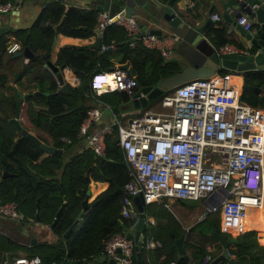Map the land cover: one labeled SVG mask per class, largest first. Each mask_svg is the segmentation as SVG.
I'll return each instance as SVG.
<instances>
[{
  "label": "trees",
  "instance_id": "1",
  "mask_svg": "<svg viewBox=\"0 0 264 264\" xmlns=\"http://www.w3.org/2000/svg\"><path fill=\"white\" fill-rule=\"evenodd\" d=\"M46 11L47 8L43 12L42 19L37 20L35 25L46 23L49 12ZM178 13L187 22H191L193 19V13L189 11L178 10ZM96 20V12L71 7L67 11L65 22L69 23L71 29H76L79 25L85 26L86 30L83 31L85 36L86 33L90 34ZM47 25L52 26L53 23L48 22ZM120 28L114 22L105 28L102 41L115 42L116 49L107 50L105 53L97 55L88 53L89 56L86 55L84 60L88 66L92 64L93 66L90 67L95 69H110L113 65L110 58L112 55H118L119 63L129 60L136 72L134 77L138 82L134 91L141 87L155 86L158 81L170 77L175 72L177 65L170 59H162L156 50L147 49L141 44L130 48L124 41V32L123 34L119 32ZM60 30L62 31V26ZM207 34L215 44H218L216 38L212 36V32L209 31ZM6 41L5 34H2L0 45L4 46ZM226 41L228 40L224 39L219 44L226 43ZM25 44L27 41H23L22 45ZM237 45L242 46L238 42ZM3 51L2 47L0 55ZM74 54L75 52L67 48L60 51V56L63 59L65 57L66 60L63 63L69 64L74 71L84 75L82 71L86 72V70L79 64L82 60H79ZM59 60L62 59L59 58ZM96 61L99 62V67L95 66ZM40 63V55L32 56L29 59L27 71L39 67ZM219 71L223 73L228 70L221 68ZM242 74L244 82L251 87L243 90L240 100L252 106L264 107V67L247 70ZM36 78L40 89L34 96L45 100L48 107L30 118L31 131L42 142L63 151L73 145H79L81 140L85 139L83 135L79 134V125L85 116L86 109L95 103L87 80L84 79L77 86H68L67 90H60L48 72L43 71ZM2 79H4V75L0 73V80ZM171 91L172 86L167 87L146 107L136 111L121 112L117 115H140L144 110L150 109L152 103L156 101L159 103L162 97ZM46 92L48 94H45ZM32 97L33 94H29L27 99L34 100L35 98ZM130 97V93L125 90H115L98 96L101 101L111 107L128 101ZM111 115L114 117L115 114ZM104 116L109 115L104 114ZM14 136L15 128L0 121V202L15 201L22 216L21 221L29 224H33L35 221L36 203H38L40 223L49 225L60 205L64 200L66 201V206L51 228V231L56 235V240L48 241L37 238V241L31 245L30 239L35 235L34 233L30 234L28 243L18 244L27 256L38 255L43 264H87L94 256L104 253L103 241L109 235L121 231L123 225L130 226L136 221L137 214L133 218L126 219L119 213L120 203L124 197L123 186L128 181L129 174L128 165L117 144L118 137L115 130L105 139L106 154L104 157H98L91 149L84 147L80 152L71 154L66 160L63 159V153L53 152H45L47 155L44 158L40 157L37 161L27 155H8L5 153V149ZM34 147L36 146L33 141L25 138L24 148L28 150ZM2 167L8 173L3 179H1ZM91 179L106 182L107 186L89 202L78 223L70 231L69 236L64 239L62 234L81 210V203ZM152 204L154 203L144 206L145 212L148 214V207ZM254 209L258 210L251 212L257 224L256 231H264V212H260L264 210L261 207H254ZM153 214L157 219L156 225L149 224L144 229L155 236L160 242V246L153 250L154 255L150 258L144 256V264L176 262L178 255L173 242L182 234L184 235V255L178 264H197L206 253L207 243H212L215 247L212 251L213 258L222 251L220 243L211 235L214 227L219 229V209L208 213L188 229H182L177 220L162 205H157ZM259 217H262V220ZM168 224L178 226L179 230L176 231L172 226L168 228ZM246 224H251L247 218ZM164 230L165 232L167 230L165 234ZM256 231H244L237 235L238 242L229 246V253L237 260L238 264H264V246L260 244L264 234L258 233L259 243ZM219 232L223 238L230 236L220 230ZM13 243L9 236L0 234V263L7 254L10 257L19 256L18 252L12 250ZM219 262L230 264L227 259ZM100 263L106 264L103 260ZM133 264H139L136 261L135 252L133 253Z\"/></svg>",
  "mask_w": 264,
  "mask_h": 264
},
{
  "label": "built area",
  "instance_id": "2",
  "mask_svg": "<svg viewBox=\"0 0 264 264\" xmlns=\"http://www.w3.org/2000/svg\"><path fill=\"white\" fill-rule=\"evenodd\" d=\"M13 1L21 0L0 1V12L10 10ZM254 6L242 3L235 9V21L245 31L256 30L248 16ZM210 17L214 21L220 20L216 13H211ZM111 18L108 10L98 13L97 29L100 33L112 23ZM113 22L124 28L131 40L157 50L164 60L171 58L174 36L163 37L147 31L142 33L132 15L119 16ZM20 49L21 45L16 41L4 45L8 54ZM115 49V42H104L100 52ZM225 52L247 51L229 44L218 47V55ZM67 69L64 70L66 74L70 72ZM52 75L56 76L53 72ZM235 77L241 78L239 83L232 80ZM103 79L109 80L108 85L105 83L101 89L90 90L95 103L86 109L79 134L85 137V147L98 157H104L105 139L116 131L117 144L129 174L123 186L124 197L119 209L121 217L129 219L136 216L133 196L138 194L142 195L144 205L169 198H203L204 201L209 199L214 202L213 211L219 209L221 232L237 236L246 231L242 230V219L247 207L259 206L264 198V108L240 100L243 75L228 70L186 81L165 94L156 108L151 107L140 115H129L124 119L115 114L110 122L103 119L105 108L111 106L98 96L115 90H125L132 95L138 82L127 69L114 66L96 69L87 84L90 87L93 82ZM79 82L80 77L75 75L70 83ZM19 216L15 201L0 202V217L17 219ZM134 246L133 238L126 237L122 231L112 233L103 241L104 254L119 264H133ZM145 246L155 249L160 242L151 237ZM212 250L209 246L197 264H210ZM0 264L43 263L40 256L33 255L6 256ZM168 264H175V261Z\"/></svg>",
  "mask_w": 264,
  "mask_h": 264
},
{
  "label": "crops",
  "instance_id": "3",
  "mask_svg": "<svg viewBox=\"0 0 264 264\" xmlns=\"http://www.w3.org/2000/svg\"><path fill=\"white\" fill-rule=\"evenodd\" d=\"M106 1L108 2V5L106 6L105 10H108L112 16L122 11L125 6L130 5L133 7L132 16L142 26H145L147 29H160L162 31L161 36L163 37L174 36L172 41V53L170 59L178 60V63H175L177 66H179V63L181 62L186 64V66L191 65L190 63L197 66L199 69H196L193 75L196 79L206 78L220 72L219 70L222 67L216 64L211 58L213 54L218 55L217 51L219 46L229 44L232 46L243 48L242 46L237 45L238 37L242 38L240 30L230 22V17L235 20V9L239 4L244 3L242 2V0H174L175 4L173 3L172 8L173 11L176 12V14H178L181 20L184 22L183 27H173L169 25V23L163 18L165 9L169 5L168 0H21L18 2L13 1V6L10 10L3 13L0 12V28H4L5 30L4 34L7 40L5 43L16 41L21 45V49L14 53L22 52L23 47L28 46L32 55L28 58H25L21 54H8L5 50L0 55V73L4 75V79L0 80V121L2 123H8L4 119H9L13 117L16 108V103L20 99L18 96V92H21L23 94V97L22 102L20 104V114L18 121L23 128H26L29 132L33 133L31 131L32 124L29 121L30 118H33L40 110H45L48 107L45 103V100L34 96L35 93H37L40 89L36 76L41 72H48L55 80L57 88H59L60 90H67L68 86H77L84 79L88 81V78L91 73L94 72L96 69H99L90 67L93 65L90 64L88 66V63L84 62V60L86 59V55L90 52L96 55L105 53L100 52L101 44L104 43L102 41L103 33L95 32V30L97 29V20L95 26L93 27V29H91L90 34L86 33L85 36L83 35V31L86 30L85 26L79 25L76 29H71L69 27V23H66L65 21L67 18V11L71 7L83 8L91 12H96V14L98 15L100 11H104V3ZM211 3L213 4L211 13H216L220 17V20L214 21L210 17L211 21L206 25H203L206 20L205 12ZM46 8V12L49 11L46 23L35 25L37 20L40 21L42 19L43 12ZM178 10L189 11L193 13L192 21L187 22L184 17L180 16ZM248 16L254 22V27L257 28L258 26L255 25L256 19L254 17V14H248ZM48 22L53 23V25H47ZM61 26L62 31L60 30ZM202 26H204V32L202 33V36L196 41H194L195 36H197V34L199 33V28H201ZM140 29L142 30L141 26ZM209 31L212 32V36L216 38L218 44H215L214 41L208 36L207 33ZM119 32L122 34L124 32V41H126L130 48H135L137 44H141L136 40H131L130 38H128L124 28L121 27ZM228 37H230V40H228ZM224 39L228 41H226V43L219 44V42H222ZM23 41H27V44L22 45ZM2 47L4 49V46L0 45V50L2 49ZM64 48L71 49L73 52H75L74 56L77 57L79 60H82L81 62H79V64L84 70H86V72L82 71L84 75H80L77 71H74L69 64L63 63L65 57L63 59L60 56V51ZM189 49L191 51H187ZM3 54L10 56L8 58L3 59ZM35 55L41 56V63L39 67H34L31 70L27 71L29 59ZM59 58H61L62 60L60 61ZM110 58L113 61L112 67L122 64L119 63L118 55H112ZM194 59L196 60V62ZM95 64V66H100L98 61H96ZM66 68H68L67 70L70 71L67 74L64 71ZM52 72L55 73V77L52 75ZM75 75L80 77L79 84L70 83L72 82L73 77ZM29 94H33L32 98L35 99H27ZM45 94H48V92H46ZM103 121L110 122L108 121L107 116H104ZM24 140L25 137H20L19 133L15 130V136L5 149V153L8 155L17 156L27 155L34 161L39 160L40 157L44 158L47 155L45 153L47 151L42 150L36 145V147L26 150L24 148ZM85 146L86 144L84 139L81 140L79 145H73L67 150L73 149L71 154H74L75 152H80L81 149H83ZM62 153L64 154L63 150L61 154ZM92 184L97 185L95 190L91 189ZM106 186V182L95 181L91 179L88 188L90 189V195L88 196L87 201L90 202L95 197V195L101 190H103ZM181 201L182 200L179 199L174 198L173 200L169 198L163 200V202H166L165 205H163V202L156 203V205H162L163 207H165L170 213V215H172L177 220L182 229H188L202 218L198 217L197 220L191 222L189 220V214L183 213L185 211V207ZM263 206L264 198L262 204L258 207L263 208ZM36 210L38 213V203H36ZM174 210H176V212L178 213H176ZM252 211L258 210L251 208L246 211V214L242 219V230H257V224L255 223V220L252 216ZM246 218L248 221L251 222L250 225L246 224ZM21 219L22 216L20 215L17 220L20 221L24 230L19 232L10 229L11 232H9L11 233V237L17 238L19 240L20 244L28 243L29 235L33 234L31 230L34 231L35 235L40 240H54L52 239V236H50V234H42V231L45 232V230L48 229H50L51 231V228H49L48 225L41 224L40 218L39 222L34 221V218L33 224H29L28 222H22ZM156 220L157 219H155L154 215L145 212V221L142 229V233L144 235L143 247L141 251L142 261L145 255L149 258L153 256V250L157 249L146 248L145 242L148 241L151 237L155 238V236L153 234L148 233L147 229H144V227L149 224L155 226L157 223ZM136 221H134V223L128 227L134 229ZM171 226L172 225L168 224V228ZM172 228L176 231L179 230V227H175V225L172 226ZM166 232L164 230V234ZM232 232L234 233V231ZM257 232L264 234V231ZM38 233L40 234V236L38 235ZM0 234H5L8 236V234L3 231H1ZM33 238H35V236ZM37 238H35L36 241ZM261 243L260 244L264 246V238L262 239ZM209 246H212L213 248L212 243H207L206 251ZM18 255L27 256L22 249L19 250ZM6 256L10 257V255L8 254ZM105 256L106 255L102 252L94 256L87 264H100V262Z\"/></svg>",
  "mask_w": 264,
  "mask_h": 264
},
{
  "label": "water",
  "instance_id": "4",
  "mask_svg": "<svg viewBox=\"0 0 264 264\" xmlns=\"http://www.w3.org/2000/svg\"><path fill=\"white\" fill-rule=\"evenodd\" d=\"M242 2L247 4L255 5L254 8L251 11V14H254V17L256 19L257 28L254 32L252 31H245L240 24H237L234 19L230 17V22L236 26L240 30V34L242 36V40L244 42V46H246L247 49H244L245 53H238V52H225L220 55L213 54L211 58L213 61L220 65V67L225 68L227 70H234L237 72H242L251 70V69H258L264 67V0H242ZM173 3L174 0H168V7L165 9V13L163 14V18L169 23V25L173 27H183L184 22L181 20L178 14L173 11ZM108 5V2L106 1L104 3V10L106 9V6ZM238 5V3H237ZM213 4L211 3L208 9L205 12V23L203 25H206L211 21L210 19V13L212 11ZM133 7L130 5H127L124 7L122 11H120L118 14L112 16L110 19V22H113L116 20L117 17L125 15L130 16L132 15ZM225 16V15H224ZM223 16V17H224ZM138 24L142 28V33H145L146 31L152 34L161 35L162 31L160 29H147L145 26H142L139 22ZM204 26L199 28V33L195 37L196 41L202 36V33L204 32L203 29ZM96 33L99 32L98 29L95 30ZM5 33L4 28H0V37L2 34ZM98 43V41H97ZM242 45V44H241ZM23 55L25 58L30 57L31 51L29 50L28 46H24L22 52L14 53V55ZM173 63H178V60L176 59H170ZM118 67L127 69L131 75L135 76L136 72L130 65L129 61H126L122 64H119ZM243 75V74H242ZM168 79V78H166ZM164 79V80H166ZM158 81L155 86H146L141 87L133 94L131 95L130 99L126 102L120 103L117 106L112 107H106L105 108V114H119L121 112L126 111H136L138 109L146 107L149 103H151L154 99H156L162 92L164 91V88L162 86V82L164 81ZM171 85L167 86L170 87ZM166 87V88H167ZM251 85L246 84L243 81L242 90L246 88H250ZM19 100L16 103L15 112L12 118L4 119L9 124H11L15 130L19 133L20 137H25L34 142L36 146L41 148L44 151L47 152H53L61 154L62 150L54 148L52 145H48L44 142H42L36 135L29 132L26 128H23L18 119L20 114V104L22 102L23 94L21 92H18ZM8 175V173L5 171V169L2 167V174L1 179L5 178ZM225 192V190H224ZM90 195V189L86 190V195L84 199L82 200V208L77 213L76 217L74 218L73 222L70 224V226L63 232L62 237L65 239L69 236L70 231L73 229V227L78 223L80 220L84 210L88 207L89 202L87 201L88 196ZM133 202L137 209V221L135 224V228L128 227L126 225H123L121 228V231L126 235L128 238H133L135 241L134 251L136 256V261L139 264H144L142 261V245H143V238L144 235L142 233L143 224L145 221V209H144V200L141 194L133 196ZM205 209L203 211L202 216L207 215L209 212L214 210L215 204L214 202H211L209 199L204 201ZM66 206V202L64 201L58 210L55 213V217L48 225L49 228H52L55 223L57 222V219L59 218L63 208ZM35 221L39 222V216L36 210L35 213ZM27 224V223H26ZM211 235L214 237V239L220 243L222 247V251L216 255L210 262V264H216L220 260L227 259L230 264H238L237 260L229 253V246L231 244H235L238 242L237 236L230 235L227 238H223L219 232V229L217 227H214ZM36 242V239H31L30 243L34 244ZM184 235H180L179 237L174 239V246L176 247L177 253H178V259L176 260L175 264H178L182 261L183 255H184ZM119 251V249L117 250ZM103 261L108 264H119L114 258H110L108 256H105L103 258ZM101 264V263H100Z\"/></svg>",
  "mask_w": 264,
  "mask_h": 264
},
{
  "label": "rangeland",
  "instance_id": "5",
  "mask_svg": "<svg viewBox=\"0 0 264 264\" xmlns=\"http://www.w3.org/2000/svg\"><path fill=\"white\" fill-rule=\"evenodd\" d=\"M230 37H228V40H230ZM237 42L239 44H242V47L244 49H247L246 46H244V42H243V40L240 37H238ZM187 51H191V50L189 49ZM9 56L10 55L3 54V59L4 58H8ZM195 62H196V60H195ZM190 64L191 65L186 66V64H184L182 62L179 63V66H177L175 68V72L170 77H168V79H166V80H164L162 82L163 88L165 89L167 86L171 85L172 86V90H173L177 85H180L183 82L190 81L192 79H196L193 75H194L196 69H199V68L197 66L193 65L192 63H190ZM157 104L158 103L156 101V102L152 103L150 105V107L156 108ZM128 116L129 115H117V117L121 118V119H124V118H126ZM107 118H108V121H111L113 119V116L110 115V116H107ZM72 150H70V149L67 150L66 149L64 151V154H63V159L64 160H66L71 155ZM96 186H97L96 184H92L91 189L95 190ZM90 198H92V197H90ZM182 204H184V207H185V211L183 213L189 214L188 216H189V220L191 222L197 220L198 217H200V215L202 214V212L205 209V204H204V199L203 198H199L198 200H182ZM156 208H157L156 203H154L153 205H150L148 207L149 214L154 215L153 213L156 211ZM174 211L176 212V210H174ZM158 212H160V211L158 210ZM260 212H263V211H260ZM176 213H178V212H176ZM261 218L262 217H259V219H261ZM219 219H220V216H219ZM10 229H13L14 231H19V232L24 230V228L21 225L19 220L10 219V218H0V232L3 231V232H6L8 234V236L14 242L13 243L14 246H12V250L16 251V252H19L20 248H19L18 244L20 242H19V240L17 238L11 237V233H9V232H11ZM31 229H33V228H31ZM249 230H251V229H249ZM31 231H33V230H31ZM33 233H34V231H33ZM42 234H45V235L46 234H50V236H52V239H54L52 241L56 240V235L52 231H50V229L45 230V232L42 231ZM256 234H257V239H258V242H259V234H258L257 231H256ZM34 235H35V233H34ZM38 235L40 236L39 233H38ZM233 236H235V234H233ZM35 238H37L36 235H35ZM15 246H16V249H15ZM214 248L215 247L213 245V250L212 251H214ZM216 264H225V263L219 262V263H216Z\"/></svg>",
  "mask_w": 264,
  "mask_h": 264
},
{
  "label": "clouds",
  "instance_id": "6",
  "mask_svg": "<svg viewBox=\"0 0 264 264\" xmlns=\"http://www.w3.org/2000/svg\"><path fill=\"white\" fill-rule=\"evenodd\" d=\"M108 81L109 80H106V79H103L102 81H97V83L96 82H93L91 85H90V87H89V85H88V88L91 90V89H101V85L103 84H107L108 85ZM102 94H105V92L104 93H102ZM101 94V95H102Z\"/></svg>",
  "mask_w": 264,
  "mask_h": 264
},
{
  "label": "bare ground",
  "instance_id": "7",
  "mask_svg": "<svg viewBox=\"0 0 264 264\" xmlns=\"http://www.w3.org/2000/svg\"><path fill=\"white\" fill-rule=\"evenodd\" d=\"M240 77H235V78H232V80H234L235 82H237V83H239V81H240ZM170 199H173L174 200V198H170ZM262 202H263V200H262ZM262 204V203H261ZM260 204V205H261ZM259 205V206H260ZM254 207H258V206H250V207H247V209H246V211L248 210V209H251V208H254ZM263 210H264V206H263ZM231 231H234V233H236V231L235 230H231Z\"/></svg>",
  "mask_w": 264,
  "mask_h": 264
}]
</instances>
